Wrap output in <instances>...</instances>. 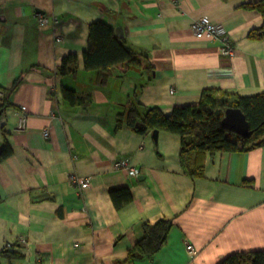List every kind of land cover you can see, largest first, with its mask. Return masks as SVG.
<instances>
[{
  "label": "crops",
  "instance_id": "obj_1",
  "mask_svg": "<svg viewBox=\"0 0 264 264\" xmlns=\"http://www.w3.org/2000/svg\"><path fill=\"white\" fill-rule=\"evenodd\" d=\"M255 1L0 0V146L12 149L0 163V252L18 245L23 255L0 264H221L264 251V146L207 154L203 177L193 178L181 163L180 135L116 129L134 92L166 115L198 105L208 89L263 93L264 40L250 34L264 18L243 7ZM201 17L228 31L232 57L221 54L220 39L195 37L191 24ZM97 21L152 69L118 66L106 81L87 71ZM69 55H77V73L62 77ZM64 88L90 98L72 107ZM121 159L139 174L117 168ZM72 175L90 178L89 188L73 185ZM161 221L171 229L160 251L134 252L144 226Z\"/></svg>",
  "mask_w": 264,
  "mask_h": 264
},
{
  "label": "trees",
  "instance_id": "obj_2",
  "mask_svg": "<svg viewBox=\"0 0 264 264\" xmlns=\"http://www.w3.org/2000/svg\"><path fill=\"white\" fill-rule=\"evenodd\" d=\"M227 1V0H226ZM247 1V0H244ZM244 8L256 10L264 18V0L243 4ZM251 39L264 40V25L250 34ZM126 42L119 39L114 29L97 21L89 26V46L84 53V64L87 71L99 74V79L106 81L118 66L129 70L132 67H143V60ZM77 55H69L63 59L59 74L66 77L71 72L77 73ZM73 67V70H72ZM144 69L151 70L149 64ZM18 86L14 84L13 90ZM6 97V95H5ZM4 97V98H5ZM90 98V97H87ZM85 97L79 96L75 90L64 88V99L72 107L86 105ZM91 102V100H90ZM229 109L240 110L250 125V135L241 137L223 128L222 121ZM124 112L117 116L116 129L125 126L139 134L162 131L181 136V163L185 173L193 178L203 177L204 158L207 154L218 152H247L264 146V92L256 96L241 97L226 92L208 89L203 92L198 105L176 107L172 114L166 115L158 108H149L134 92L128 98ZM12 155L8 142L0 146V163ZM114 192L113 199L117 208L122 204ZM125 195L130 196L128 193ZM145 237L137 244L135 251L140 256H151L160 251L166 243L171 229L169 221H161L155 226L145 225ZM18 245L8 247L0 252V258L11 261L21 259L23 255L15 253ZM134 253H131V257ZM221 264H264V251L237 253L225 259Z\"/></svg>",
  "mask_w": 264,
  "mask_h": 264
},
{
  "label": "built area",
  "instance_id": "obj_3",
  "mask_svg": "<svg viewBox=\"0 0 264 264\" xmlns=\"http://www.w3.org/2000/svg\"><path fill=\"white\" fill-rule=\"evenodd\" d=\"M38 20L40 27H45L46 23L49 22V20L44 16H39ZM191 29L197 39H220L222 41L221 54L223 56L232 57L234 55L235 48L230 41L228 31L223 26L213 23L208 17H201L200 19H196L193 21V23L191 24ZM57 40H60V38H57ZM3 96V92L0 91V98ZM26 109V107H22V111H26ZM27 120L28 115L26 113H23L20 116V123L18 126L20 130H23L27 127ZM45 136H49L48 131H45ZM115 165L117 168L127 171L130 176H137L139 174V171L136 168L130 166L129 162L125 159L119 160ZM70 180L73 185L79 187L82 190L89 188L91 184L90 178H81L76 175H72ZM187 249L191 254L194 253L192 245H189Z\"/></svg>",
  "mask_w": 264,
  "mask_h": 264
},
{
  "label": "water",
  "instance_id": "obj_4",
  "mask_svg": "<svg viewBox=\"0 0 264 264\" xmlns=\"http://www.w3.org/2000/svg\"><path fill=\"white\" fill-rule=\"evenodd\" d=\"M3 113L0 110V116ZM223 128L235 133L241 137H248L250 135V125L247 122L244 114L238 109H229L226 112V116L222 121ZM159 131L153 132L154 139H157Z\"/></svg>",
  "mask_w": 264,
  "mask_h": 264
}]
</instances>
